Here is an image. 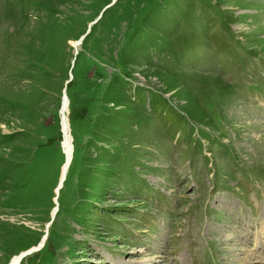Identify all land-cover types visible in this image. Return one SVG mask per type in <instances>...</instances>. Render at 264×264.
Listing matches in <instances>:
<instances>
[{
	"label": "rangeland",
	"instance_id": "rangeland-1",
	"mask_svg": "<svg viewBox=\"0 0 264 264\" xmlns=\"http://www.w3.org/2000/svg\"><path fill=\"white\" fill-rule=\"evenodd\" d=\"M46 235L21 264L264 252V0H0V264Z\"/></svg>",
	"mask_w": 264,
	"mask_h": 264
},
{
	"label": "bare ground",
	"instance_id": "bare-ground-1",
	"mask_svg": "<svg viewBox=\"0 0 264 264\" xmlns=\"http://www.w3.org/2000/svg\"><path fill=\"white\" fill-rule=\"evenodd\" d=\"M81 43H82V39L79 41L72 42V44L74 46H77V49L80 48ZM67 100H68V102H67ZM67 100L63 96V104H62L63 106H61V108L59 110L61 113L60 124L62 126V136H61L60 146H61L62 152L64 153V156H65L64 164L61 168V174H60V178H59V182H58V185L61 181L63 182L61 185V188L59 190V193L61 192V190L64 187V184H65V181L68 177L70 167L72 165L73 157H74L73 136H72V129H71V125H70V110L71 109H70V99H69L68 95H67ZM66 137H67V139H66ZM67 157H68V159H67ZM66 159L68 160V162L66 161ZM55 193L57 195V187H56ZM56 198L58 199L57 196H56ZM247 229H249V227L246 228L247 235H245L244 238H247L246 236L249 235V232H251V235H252L251 229L249 230V232H247L248 231ZM46 236L42 239V241L39 243V245L34 246L33 248L27 249L23 252H20L17 255H14L13 257H11L7 261V264H21L27 256L34 253V252H32L33 249H39V247H41V245L44 243L43 241L45 240ZM166 254H168V253H166ZM240 261L241 260H237L236 263H240ZM158 263L166 264L167 258L165 257L163 259V257H162V259H159ZM158 263H156V264H158ZM244 263L245 264H264V252H260L258 250L250 252V254L244 258Z\"/></svg>",
	"mask_w": 264,
	"mask_h": 264
},
{
	"label": "water",
	"instance_id": "water-1",
	"mask_svg": "<svg viewBox=\"0 0 264 264\" xmlns=\"http://www.w3.org/2000/svg\"><path fill=\"white\" fill-rule=\"evenodd\" d=\"M73 67H74V62H73ZM71 81H72V74H71V79H70ZM64 98L67 100V88H65L64 89ZM67 102H68V100H67ZM63 104V103H62ZM63 106V105H62ZM60 118H61V113L59 112V120H60ZM62 127V126H61ZM66 139H67V137H66ZM67 156V155H66ZM67 159H68V157H67ZM66 159V161L68 162V160ZM62 181L59 183V185H58V187H57V197H58V195L60 194L59 193V190H60V188H61V185H62ZM55 202H56V204H58V200H57V198L55 199ZM55 215V214H54ZM47 236H46V238H45V240L43 241L44 243L41 245V247H39V249H33V251L32 252H38V251H40L43 247H44V245H45V242L47 241ZM25 256V255H24ZM23 256V257H24Z\"/></svg>",
	"mask_w": 264,
	"mask_h": 264
},
{
	"label": "trees",
	"instance_id": "trees-1",
	"mask_svg": "<svg viewBox=\"0 0 264 264\" xmlns=\"http://www.w3.org/2000/svg\"><path fill=\"white\" fill-rule=\"evenodd\" d=\"M74 153H76V152L74 151Z\"/></svg>",
	"mask_w": 264,
	"mask_h": 264
}]
</instances>
